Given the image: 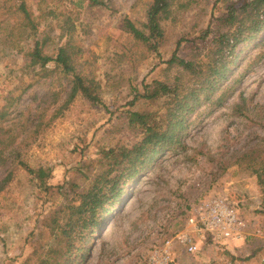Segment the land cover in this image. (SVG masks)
I'll return each mask as SVG.
<instances>
[{"label": "rangeland", "instance_id": "374dc122", "mask_svg": "<svg viewBox=\"0 0 264 264\" xmlns=\"http://www.w3.org/2000/svg\"><path fill=\"white\" fill-rule=\"evenodd\" d=\"M25 1L40 31L55 45L65 41L62 36L70 26L45 14L79 13L72 33L83 48L77 65L101 81L105 106L92 108L77 102L27 150L25 159L31 166L52 168L49 191L40 193L17 171L14 181L0 194V264H21L28 257L34 227L45 221L49 207L61 200L58 191L72 182L82 184L83 176L95 172L91 168L89 173L88 168L98 151L136 140L123 130L131 88L160 75L158 70L165 68L176 42L183 37L196 38L215 13L213 0H200L194 9L177 13L165 24L160 57L128 64L123 55L132 42L121 32L120 23L124 18L142 22L150 0H105V7L91 10L86 4L78 8L76 0ZM24 40L20 46L28 44L29 40ZM243 56L237 67L248 70L239 86L245 102L237 92L221 109L200 118L196 128L188 129L185 150L163 151L153 159L109 215L86 264H145L154 247L182 230L193 207L213 196L235 204L250 223L249 236L238 254L240 259H249L231 262L230 257H223L220 264H264V215L254 213L260 207L261 194L255 178L233 163V157L254 145L264 149V44L247 48ZM155 63L158 68L152 71ZM22 64L21 55L0 42V107L24 112L33 108V97L43 93V83L26 90L31 76L20 72ZM241 112H247L245 117L239 116Z\"/></svg>", "mask_w": 264, "mask_h": 264}, {"label": "trees", "instance_id": "16d2710c", "mask_svg": "<svg viewBox=\"0 0 264 264\" xmlns=\"http://www.w3.org/2000/svg\"><path fill=\"white\" fill-rule=\"evenodd\" d=\"M76 2L78 8L83 4L90 10L105 7V0ZM199 2L150 0L142 22L124 18L120 30L132 42L123 55L128 64L159 58L166 22L179 12L194 9ZM213 8L215 13L196 38L183 37L176 42L165 68L158 70L160 75L131 88L123 130L136 140L101 149L89 162L88 172L94 168L93 174L83 176L82 184L72 182L58 191L61 200L49 207L45 221L34 227L31 252L21 264H86L109 215L153 159L163 151L185 150L188 129L196 128L200 118L221 109L239 92L248 70L237 66L247 48L264 44V0H213ZM78 15L58 11L45 14L56 21L61 18L70 26L62 36L65 41L55 45L40 31L25 0L0 3V42L23 58L19 70L31 76L26 90L46 85L41 95L33 97L32 109L23 112L0 107V194L14 181L17 171L46 194L52 168L31 166L25 159L27 150L77 102L92 108L105 106L101 81L86 75L77 65L83 54L72 34ZM24 38L29 42L23 47L20 43ZM258 41L262 44H256ZM157 68L155 63L151 70ZM238 95L244 103L241 91ZM245 113L239 116L245 117ZM254 146L233 157V163L255 178L261 203L254 213L264 215V149ZM236 259L231 257V262Z\"/></svg>", "mask_w": 264, "mask_h": 264}, {"label": "built area", "instance_id": "2783aa9c", "mask_svg": "<svg viewBox=\"0 0 264 264\" xmlns=\"http://www.w3.org/2000/svg\"><path fill=\"white\" fill-rule=\"evenodd\" d=\"M249 224L246 215L223 197L213 196L199 201L182 230L175 231L161 245L154 247L145 264H176V245L184 247L190 255H197L200 244L208 240L218 248L227 242H245L249 236Z\"/></svg>", "mask_w": 264, "mask_h": 264}, {"label": "crops", "instance_id": "0c3cea01", "mask_svg": "<svg viewBox=\"0 0 264 264\" xmlns=\"http://www.w3.org/2000/svg\"><path fill=\"white\" fill-rule=\"evenodd\" d=\"M208 240L200 244V253L190 255L185 251V248L176 245L174 248V256L176 264H220L223 257H236L239 261L240 245L244 242H227L226 245L216 248ZM210 243V244H209ZM222 260V262H223ZM227 263V262H226Z\"/></svg>", "mask_w": 264, "mask_h": 264}]
</instances>
